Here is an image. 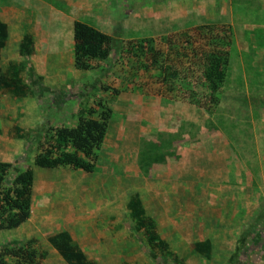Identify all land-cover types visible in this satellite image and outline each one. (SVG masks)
I'll return each mask as SVG.
<instances>
[{"label":"rangeland","instance_id":"obj_1","mask_svg":"<svg viewBox=\"0 0 264 264\" xmlns=\"http://www.w3.org/2000/svg\"><path fill=\"white\" fill-rule=\"evenodd\" d=\"M16 1L14 0L15 4ZM18 1H24L27 5L26 0ZM33 1L35 0L29 2L31 7ZM48 2L53 9L59 8V3L55 0ZM160 2L161 0H106L107 17L102 16L103 12L96 5L89 14L59 9L73 19L89 23L107 34L111 38L110 60L107 59L109 61L104 66L86 71L67 65L66 56L61 69H53L56 67H51L50 63L40 69L42 64L37 62L36 68L46 83L52 84L50 80H54L53 74L56 72L63 75L65 85L49 86L48 91L43 93L28 81L34 94L22 100L13 99L15 107L18 105V112H15L22 116L19 118L16 115L8 120L20 125L18 127L23 130H30V136L25 140H10L6 154L1 156L6 157V162L11 164V174L27 165L31 167V206L29 217L22 224L0 230V245L33 238L35 244L46 252L42 264H66L47 242L49 235L65 230L85 256L97 264H155L151 254L139 248V242L128 230L125 202L129 194H138L136 190L142 194L148 189L159 190L163 194L162 199L158 198L161 205L166 204L165 200H171L165 196L171 183L165 179L169 178L166 176V169L169 167L164 162L172 161L173 158L166 157L146 169L138 159L149 151L160 156V151H168L167 146H172V154L176 155H185L189 150L197 152L200 141L207 144V153L214 152V156L222 158L218 165L222 166L221 170L214 175L211 172L202 175L203 171H210L206 163H200L205 162L202 157V161L196 163L193 161L186 165L184 162L191 183L187 179L183 185L195 186L196 189L202 185H221L223 189H238L239 197L242 198H238L241 202L236 203L235 198L191 197L193 203L190 207L187 204L184 206L192 213L207 211L212 205L215 209L222 205L223 209L232 203L239 214L242 212L240 215H249L244 220L247 223L238 230V239L242 236L243 239L250 240L251 234L256 233L257 224L262 228L264 212L260 211L264 206V199L258 197L264 189V182L259 177L263 169L261 156L264 153L260 144L264 143V0H169L166 7H163L166 13L162 14L154 10V5ZM37 10L53 13L45 4ZM55 14L58 13L55 11ZM96 16L106 18V22L97 23L93 19ZM68 22L50 23L52 30H58L64 49L68 41L71 42V21ZM201 23L221 24L230 30L228 63L219 94L221 99L216 107L207 112L179 99L165 101L160 97H134V92L137 91L130 85V79L139 72V63L133 58L120 56L119 50L129 40L139 42L150 36L174 31L167 34L172 36L184 28ZM154 43L158 46L163 42L157 38ZM69 47L71 49V44ZM40 56L35 54L34 58ZM117 57L120 64L113 63ZM68 58H71L70 52ZM32 62L34 63L33 60ZM113 64L115 69L112 70ZM111 73L115 74L114 77ZM119 74L125 75V79L118 78ZM143 80L142 77L141 83ZM138 85L139 82L136 81L135 87ZM109 87L120 89V97H114L113 89ZM140 89L141 86L139 91ZM96 101H103L110 107L111 115L104 140L94 152L95 160L91 171L69 166L45 168L32 165L36 135H42L47 126H74L76 109L93 107ZM3 137L9 139L7 135L3 134ZM212 142L219 149H212L208 145ZM151 167L155 171L153 178L161 181L158 185L149 180L152 178V175L148 176ZM217 174L221 177L216 180L214 177ZM209 175L212 176L209 179L212 181L205 180ZM249 176L253 182H248ZM248 192L257 196L253 203L258 202V205L257 209L245 213L242 206L251 201L246 196ZM146 197L142 200L149 212L154 199ZM180 199L183 198L178 200ZM180 205L181 202L178 208L182 207ZM189 264L195 262L192 260Z\"/></svg>","mask_w":264,"mask_h":264},{"label":"trees","instance_id":"obj_2","mask_svg":"<svg viewBox=\"0 0 264 264\" xmlns=\"http://www.w3.org/2000/svg\"><path fill=\"white\" fill-rule=\"evenodd\" d=\"M6 36L7 26L0 22V50ZM160 39L163 43L158 46L148 38L130 41L119 50L120 56L133 58L139 63L144 80L143 83L137 80V88L141 86V91L156 93L165 101L179 99L207 112L212 111L221 99L219 94L228 63L229 28L221 24L201 23ZM71 41L72 66L76 70L97 68L100 62L109 58L111 38L83 21H71ZM32 52V36L24 32L17 49L21 60L10 62L5 68L0 67L1 94L12 99L34 94L22 75L29 66L28 58ZM34 78L41 81L39 76ZM76 114L74 126L47 127L42 135H36L32 165L45 168L69 166L91 171L94 152L103 142L111 109L103 101H96L93 107L80 109ZM29 131L12 123L7 136L25 140L30 136ZM165 151H160V156L149 151L138 161L146 169L170 155ZM10 169L9 162L0 160V230L19 226L30 214L32 169L27 165L14 174ZM125 210L131 236L139 242L140 249L151 254L155 264H185L159 236L154 219L145 213L136 192L127 197ZM243 240L241 237L239 243ZM47 242L66 264H97L85 256L65 230L49 235ZM188 247L190 252L205 258L210 253L207 239L192 241ZM45 254L33 238L5 242L0 245V264H42Z\"/></svg>","mask_w":264,"mask_h":264},{"label":"crops","instance_id":"obj_3","mask_svg":"<svg viewBox=\"0 0 264 264\" xmlns=\"http://www.w3.org/2000/svg\"><path fill=\"white\" fill-rule=\"evenodd\" d=\"M26 1H27V5L23 3L24 1L20 2L17 0L15 4L14 0H0V22L5 23L7 26V36H6L5 44L3 48L0 50V67L5 68L10 62L21 60V58L18 56L17 53L18 43L22 34L24 32H29L33 40V52L32 55L29 56L28 58L29 66L28 68L23 70L22 75L26 83L30 81L29 83L32 86L35 85L38 88V90L42 89L41 91L44 93L48 91L49 86H54L55 84H57L60 87H62L65 85L66 81L64 82L63 75H59L58 73L55 72L53 74L54 80H50L52 84H50L49 82L46 83L41 72H39L36 68L38 67L37 62H40L42 64L39 66L40 69L43 68V65L45 67V65L48 63H50L51 67L52 66L56 67L53 69H61L60 68L62 67L61 63L66 56L67 65L68 64L72 65V54H71V58H68L69 52L71 53L69 44H71L72 46V41L71 42L68 41V45L64 49L62 43L60 42L59 39L60 37L57 34L58 30L56 31L52 30V26H50V23L54 22L56 24H61L62 22L65 21L69 23L68 21L77 20V18L73 19L72 16L65 14L62 10L59 9H65V10L71 9L78 11L80 14H89L92 7L94 8L96 5L97 7L100 8L99 10L103 12L102 16H106V17L109 16L107 11L108 9H107V4L105 3L106 0H55L56 2L59 3L57 4L55 2V4H57L59 8L55 7L54 9L52 6H50L51 3L48 2V0H35L32 3V7L29 3L30 0H26ZM45 1H47V3ZM168 1L169 0H161V2L158 5L157 4L154 5L155 9L154 8L152 9H154L158 13L160 12L161 14L163 12L166 13V10L164 11V8L166 7ZM41 4L42 5L45 4L46 6H48L50 9H52L51 11H53V13H51L50 11L39 12L37 8H41L42 7ZM26 8L32 10H28ZM55 11L58 13L57 15L55 14ZM88 18L91 19L90 16ZM93 19H96L97 23L100 24H102L103 21L106 22V18H100L98 16H96V18L93 17ZM156 19H158V16ZM173 32L174 31L168 33H173ZM168 33L161 34L160 36H153V37L150 36L147 37L146 39L150 38L156 41L157 38L166 36ZM128 42H130V40ZM35 54H39L41 56L36 59L34 58ZM32 60L34 61V63L32 62ZM109 60L100 62L97 68L106 65L107 61ZM118 62L120 64V59L118 61V57H117L115 61H113V63L117 64ZM114 64L112 66V70L115 69ZM97 68L89 69V70H95ZM138 71L139 72L137 73V75L135 74L134 77L130 75L132 78L130 79L131 80L130 85H132L137 91L134 92V97H160L156 93H151L149 91H141V90L139 91V88L135 87L136 81L141 80L142 78L140 74V68ZM112 74L113 73H111V76ZM114 75L115 74H113V77ZM35 76H39L41 81L38 82L34 78ZM72 76H74V74ZM120 77L122 79H125V75L123 74L122 75L119 74L118 78ZM56 78H58L59 80H56ZM70 80H72V78H70ZM109 88L113 89L114 97H120V93H121L120 89H117L115 87H109ZM24 98L25 97L19 100H22ZM65 98L67 97H64V99ZM13 101L14 100L9 95L0 93V156L6 154L7 147L10 144V140H13L11 138L8 139L7 137H3V134L4 135L8 134L9 129L11 127V123H13L8 119L15 118L16 115H19L16 113L18 112L17 109L18 105L15 107ZM80 109L81 108L78 107L76 110L78 111ZM140 114L143 115L142 112H140ZM21 116L22 115H19V118ZM18 126L20 127V125ZM47 127H53V126H47ZM215 142L209 143L208 145H211L212 149H219L218 145ZM260 144L264 152V143L261 142ZM206 145L207 144H205L204 142L201 143L200 141L199 144L197 145V149H198L197 152H193V151L190 152L189 150L185 155L183 153L182 155L179 154L176 155L175 153L172 154L173 152V150L171 149L172 146L166 147L168 152H170V155H167L166 157H169V159L171 157L173 158L172 161L167 160L166 162H164V164L169 167L166 169V176L169 178H165V179L171 183L169 184V188L165 193V196L170 198L171 200H165L166 204L161 205L162 202H159L158 198L162 199L163 194L160 193L159 190L148 189L149 191L145 190L142 194L140 191L136 190L138 192L139 198L141 199L145 213L154 219L156 224V230L159 236L167 242L169 248L185 264L192 263V260L195 262V264L196 261L197 264H264V222L262 224L263 225L262 228H260L261 225L257 224L258 228H256V233L251 234L250 240H246L244 238L243 240L244 242L239 243V239L237 236L238 230L243 228L242 227L243 224L247 223L244 220L248 219L249 215L246 216L240 215L242 214V212L239 214L236 208H234V205L232 203L226 205L225 208L223 209L220 203H218V205L220 206L217 209H215L214 206L211 204L212 208L209 207L207 211L206 210L204 212L194 211L192 213L191 212L189 213L187 207L184 206V204H187L190 207V205L193 203V201L190 200L191 197H200V198L226 197V198H235L236 203L241 202L237 200L238 198H242V196L239 197L238 189H232L227 187L226 189H223L221 185L214 187L202 185V187L196 189L195 186L183 185V182L187 179L188 182L190 179V183H191L190 174H187V169H185V166L193 161L196 163L197 161L200 160V157H202L201 159L205 160V162H200V163H206L208 169L210 170V171L207 170L203 171L202 175L208 172H211L212 175H214V173L216 172L219 173V171L221 170L222 166L221 165L218 166V165L221 162L220 160L222 158L218 159L217 156H214L215 155L214 152L207 153L206 152L207 149H205ZM261 157H262L261 162L263 165V169L262 171H260L261 175L259 177L261 182H264V153L262 154ZM1 161H7L6 157L3 158ZM184 162L186 163V165H184L185 164ZM216 166L218 167L216 168ZM213 167L215 168L213 169ZM151 175L152 178H150L149 180L150 181L153 180L154 185H158V183H160L161 181L157 178H153L155 175V171L152 167L150 168V171L148 173L149 177ZM211 177L212 176L209 175L208 179L205 178V180L212 181L209 180L211 179ZM220 177L221 176L217 174V176H215L214 179ZM218 180L222 181L221 179ZM253 181L254 180H251L249 176L248 182H253ZM260 195L261 196H259L258 199L259 198L264 199V189L261 190ZM246 196L247 198H250L251 201L250 202L248 201V204L242 206L244 208L243 210L245 213H247L248 211L250 212V210H254V208L257 209L256 205H258L257 204L258 202L253 203L254 197L257 196H253L252 193L250 194L249 192L247 193ZM143 197L154 199V201H151L153 206L152 209L149 210V212H147L146 207L144 206V202L142 200ZM179 198H183V199L187 198L188 200L180 199L179 201L178 200ZM180 202H181L180 206L182 207L178 208ZM156 208L159 210H157ZM260 212H264L263 205L261 207ZM204 239H207L210 244V253L207 258L190 252L188 247L190 242L204 240Z\"/></svg>","mask_w":264,"mask_h":264}]
</instances>
